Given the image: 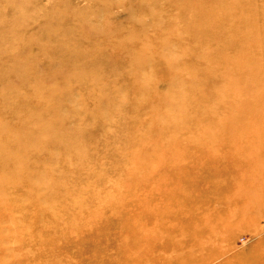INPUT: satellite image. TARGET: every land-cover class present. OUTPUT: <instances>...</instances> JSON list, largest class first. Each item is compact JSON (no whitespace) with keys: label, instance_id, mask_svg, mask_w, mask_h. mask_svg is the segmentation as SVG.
<instances>
[{"label":"rangeland","instance_id":"374dc122","mask_svg":"<svg viewBox=\"0 0 264 264\" xmlns=\"http://www.w3.org/2000/svg\"><path fill=\"white\" fill-rule=\"evenodd\" d=\"M197 26L225 38L191 34ZM145 46L153 53L140 58ZM212 47L234 80L188 74L184 91L213 116L187 105L182 127L164 123L179 106L176 52L193 48L200 63ZM263 51L264 0H0L1 141L36 121L52 132L22 144L28 174H13L19 188L0 204V261L264 264ZM139 147L150 148L147 170L130 182ZM54 218L69 240L31 248L30 263L19 226L41 237Z\"/></svg>","mask_w":264,"mask_h":264},{"label":"bare ground","instance_id":"6f19581e","mask_svg":"<svg viewBox=\"0 0 264 264\" xmlns=\"http://www.w3.org/2000/svg\"><path fill=\"white\" fill-rule=\"evenodd\" d=\"M189 6L194 7L191 4H189ZM194 8H196V7H194ZM194 8H192V9H194ZM191 11H193V10H190V12ZM190 12H188L187 16H189V19L192 20L193 15L189 14ZM201 18L202 17L199 16V19H200L199 21H201ZM190 27L191 26H189L188 28H190ZM201 31H202V33L205 34L204 39L207 37V38H212L213 39L212 41L222 42L223 39L225 38L222 35L220 37L219 31L216 28L205 29V28H202V26H197V28H191L190 29L191 34L200 33ZM248 37L250 38V36H248ZM173 40L175 42V49H176L177 41H179L180 38H177V40H175V39H173ZM200 42H202V40H200ZM180 49H182V53H179L177 51L176 55L178 58H184V59L179 60L177 58L175 60V64H177L179 66V69L183 72V78L180 81H177V86L179 89L178 90L179 101L177 99L171 100L172 104H175L178 102L179 106L176 109H174V108L171 109V113H173L172 116L170 117V119L168 121H164V123L171 121L173 123V125L176 126L175 128H179L183 124V122H182L183 119L181 117L183 116V113L185 112V106H187V105H192L193 111L197 112L198 115L200 114V115L206 116V117H212L213 116L211 105H208L205 107L204 103H201L200 100H198V99L197 100L192 99V102L189 104H188V102H185L186 95H185L184 89L186 87H188L189 85L190 86L194 85V82L192 81V79H190V76L192 78L195 77L196 79L208 80L210 76H219L220 75V78H223L224 76L228 77V75L230 74L231 81L234 80L232 77V73L231 72L229 73V71H228V68L230 69V67H227L226 65L220 64V62H224L227 60V58H229L227 53L224 52L223 50L217 48L218 51L214 52L215 49L213 47L210 48L208 50V52L211 51V55L215 59L214 60H208V61H203L201 59V61L199 63V62H196L195 60H196V58H200V56H198L196 54V51L193 48H192L191 53L189 51L185 50L184 48H180ZM102 52H104V51H102ZM152 53H153L152 47L151 46H145L144 52L139 54V57L140 58H149V56ZM262 53H264V51ZM204 54H207V52H205ZM79 55L80 54H77L75 56L74 60L71 58L69 60L72 61V63L74 61H80V59L77 58V56H79ZM193 55L196 58H193L192 57ZM202 57H203V55H202ZM95 58H97V57H95ZM245 58H250V57H245ZM256 58H260V57L257 56ZM139 62H141L143 64H147V63H149V60H147V62H145V60H142ZM225 67H227L226 68L227 72H224ZM223 96H226V94H224ZM209 99L211 100L212 98H209ZM223 102H224V98H222L221 103H223ZM161 106H162L161 104L158 106L153 105L152 109L154 111H157L160 109ZM216 106H217V104H213L214 110H215ZM38 123H39V121H36V124L31 125L30 127L23 129V132L20 134V138H15V137L11 136V139L7 140L6 142L1 141L2 138H0V204L7 203V201L5 200V197H4L7 189H11L12 187H18L14 184H11L13 174L16 172H23L24 174H28L26 167H27V163L29 162V160L31 158V154H30L31 151L28 147H31L32 145H36L37 144V142H36L37 136H39L43 132H44V136H45L46 132L47 133L51 132L50 128H48V125L45 122H43L42 124H38ZM166 132L167 131L163 132V134L161 132H159V135L163 136L164 134H166ZM51 137H54V136H51ZM51 137H49V138H51ZM24 138L26 139V141L24 140ZM22 144H25L28 147H26L23 150ZM38 145L41 147L44 144L42 142H38ZM145 150H147L149 152L150 148L142 149L139 147V154H138V156L135 155L137 157V159L135 160V163H133V166L131 167L132 173H130V176L126 174L127 175L126 179L128 178V180L130 182L132 180L133 175L136 176V173L147 170L146 164L144 162V159H146V156H147V152H143ZM21 151L23 153L22 155H20ZM85 153L86 152L84 151L81 154V156H84ZM6 158L10 159V161H7L8 159H6ZM3 161H6L8 164L14 165L15 167H13V168L9 167V169H7V166H6V164L3 163ZM14 168H15V170H13ZM135 176H134V179H136ZM1 217H2V213L0 212V218ZM59 221H61V219L54 218L52 220V222L50 223V225L44 224L43 227L47 230L44 233V235L41 237L35 236L33 227H32V229H33L32 233L28 234V228L25 226L26 220L24 219L22 221L23 224H21L19 226V230H21V236L20 237L27 235L28 238L26 240L19 239L22 242H24V245H22L23 249L19 250V251H20V253L25 254L27 260L30 263H33V260L38 258L37 253L33 252L35 250V248L39 249L37 251H40V252L42 250L45 251L46 248H48L49 246L52 245L51 243L53 242L52 241L53 237L60 238V240L62 241V243H59L56 245V246H58V248H60L61 245H65L66 243H64V242L69 240V237H68L70 235L69 228L61 225V223H59ZM55 222H57V223H55ZM6 231L4 229H1L2 234H4ZM6 233L8 234V231ZM31 237H35L34 238V244L31 242ZM43 237H46V238L48 237V238L46 240L39 239V238H43ZM31 248H33L34 250L30 251ZM52 249H55L54 245H52ZM61 252L62 251H60V250H58V251L55 250V253L59 254L60 256H58V255H52V256L54 258H56V257L62 258ZM2 261L3 262L0 261V263L7 264L5 258H3Z\"/></svg>","mask_w":264,"mask_h":264}]
</instances>
